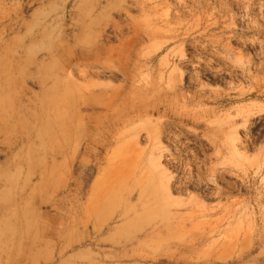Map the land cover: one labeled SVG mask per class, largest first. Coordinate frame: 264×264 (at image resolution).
I'll return each instance as SVG.
<instances>
[{
	"label": "rangeland",
	"instance_id": "rangeland-1",
	"mask_svg": "<svg viewBox=\"0 0 264 264\" xmlns=\"http://www.w3.org/2000/svg\"><path fill=\"white\" fill-rule=\"evenodd\" d=\"M27 1L0 264H264V0Z\"/></svg>",
	"mask_w": 264,
	"mask_h": 264
},
{
	"label": "crops",
	"instance_id": "crops-1",
	"mask_svg": "<svg viewBox=\"0 0 264 264\" xmlns=\"http://www.w3.org/2000/svg\"><path fill=\"white\" fill-rule=\"evenodd\" d=\"M27 4V0H0V75L11 73L10 68L23 47L20 64L26 65L31 57L26 48L29 40L24 36L32 24L25 14Z\"/></svg>",
	"mask_w": 264,
	"mask_h": 264
},
{
	"label": "bare ground",
	"instance_id": "bare-ground-1",
	"mask_svg": "<svg viewBox=\"0 0 264 264\" xmlns=\"http://www.w3.org/2000/svg\"><path fill=\"white\" fill-rule=\"evenodd\" d=\"M136 32H138V31H136ZM99 179V178H98Z\"/></svg>",
	"mask_w": 264,
	"mask_h": 264
}]
</instances>
